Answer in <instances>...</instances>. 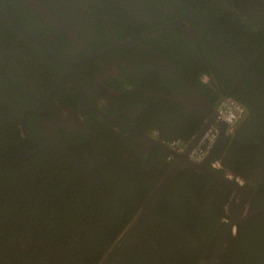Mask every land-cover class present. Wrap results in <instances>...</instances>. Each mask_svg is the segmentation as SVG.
I'll return each instance as SVG.
<instances>
[{
  "label": "flooded vegetation",
  "instance_id": "obj_1",
  "mask_svg": "<svg viewBox=\"0 0 264 264\" xmlns=\"http://www.w3.org/2000/svg\"><path fill=\"white\" fill-rule=\"evenodd\" d=\"M36 1L0 0V107L9 108L24 139L36 147L24 150L18 156L20 162L43 150L62 151L74 161L83 179L80 170L99 179L101 188H97L105 199L120 200L109 195L102 180L111 183L113 195L137 199L142 209L176 162L156 144L160 141L155 132L161 138L174 139L184 134L178 132L180 126L202 120L200 132L228 97L243 104L247 114L250 109L264 113V45L253 57L242 55L208 22L214 16V25L239 27L228 19L222 21L218 13L223 11L243 20L256 17L264 29V0ZM179 21L182 23H176ZM167 24H173V29L166 28ZM204 24L237 57L214 46ZM115 42L127 46L113 50ZM54 50L76 66H68ZM238 58L251 65L258 79L251 77ZM201 72L212 77L208 85L205 77L201 86L197 83ZM230 138L219 149L226 148L225 159L232 149ZM39 143L59 149L41 148ZM27 153L33 155L27 157ZM183 167L167 181L150 209L160 206L166 188ZM242 180L245 190L238 195L221 181L232 190L223 218L219 214L221 198H211L206 206L208 214L214 211L217 228L227 225L220 240L232 220L229 205L233 200L240 204L244 199L246 207L244 212L234 207L236 219L245 218L233 226L236 234L245 223H264L262 178L248 177V187ZM255 185L261 189L254 190ZM222 188L217 185L213 190L219 196Z\"/></svg>",
  "mask_w": 264,
  "mask_h": 264
},
{
  "label": "trees",
  "instance_id": "obj_2",
  "mask_svg": "<svg viewBox=\"0 0 264 264\" xmlns=\"http://www.w3.org/2000/svg\"><path fill=\"white\" fill-rule=\"evenodd\" d=\"M218 14L222 21L228 19L239 26L226 29L214 25V16H209L208 22L233 49L253 57L262 48L264 29L256 17L243 20L223 11ZM205 75L212 78L201 72L197 78L200 86ZM260 114L250 109L234 129V139L230 138V155L224 158L225 148L213 159L221 161V174L236 173L247 181L246 187L252 175L257 179L260 176L264 184V113ZM201 124L199 120L180 126L178 132L184 134L174 139L191 140ZM22 134L14 114L8 107H0V264L211 262L227 225L222 223L217 228L214 211L208 214L206 206L211 198H221L219 214L223 218L232 194L229 186L184 166L166 188L160 206L155 204L121 239L141 210L137 199L128 201L124 200L127 195H113L111 183L102 180L109 195L120 200L105 199L97 187L81 177L74 161L62 151L43 150L20 162L18 156L24 150L36 148ZM217 185L223 187L219 196L213 190ZM257 187L261 189L256 185L253 189ZM255 224L252 221L238 226L216 264H264V223Z\"/></svg>",
  "mask_w": 264,
  "mask_h": 264
},
{
  "label": "water",
  "instance_id": "obj_3",
  "mask_svg": "<svg viewBox=\"0 0 264 264\" xmlns=\"http://www.w3.org/2000/svg\"><path fill=\"white\" fill-rule=\"evenodd\" d=\"M34 4H37L38 2L36 0H31ZM98 4V7L101 11V6L100 4L97 2ZM1 12V11H0ZM102 12V11H101ZM46 15H49L48 12L46 13ZM51 16V15H50ZM102 16L104 18V21L105 23L107 24V27L108 29L110 30V26L104 16V14L102 13ZM197 19H199L197 16H196ZM176 23H182V21H179V22H176ZM173 24H167L166 25V28H170V29H173ZM205 28L209 31V40L210 42L216 46V47H224L225 49H227L228 51H230L235 57L236 54L230 49V47L218 36V34L213 30L211 29L208 25H205ZM148 34H146L145 36L143 37H139V39H142L144 37H147ZM29 38L31 39H36V40H39V41H43V42H46V39H42V38H37V37H32V36H28ZM138 40L136 39L135 41L133 42H137ZM127 46V43H117L115 42L114 43V46L112 47V49L114 50L115 48H124ZM54 52L56 53V55H58V57L65 61V63L70 66L71 68H73L74 66H76V63H68L66 60H64L55 50ZM239 61L249 70V73L251 75L252 78L256 79L257 76L256 74L252 71L251 69V65H247L244 63V61L241 59V58H238ZM258 79V78H257ZM161 96L162 98H167V99H171V100H179L178 98L176 97H172V96H168V95H159ZM216 121V114L206 123V125L200 130V132L196 135L195 139L192 141V143L190 144L189 148H188V151L184 154H178L174 151H172L171 149L163 146L160 142L159 143H156L161 149H163V151L165 152H168L171 156H173L175 159H176V162L175 163H172V166H173V169L172 171L166 176V179H165V182L159 187V189L157 191L154 192V194L151 196V198H149L145 203L144 205L142 206V209L140 211V213L138 214L136 220L134 221V223L126 230V232L124 233V235L121 237V239H123L127 234H129L130 232H132L134 230V228L140 223V221L143 219V217L145 216V214L148 212V210L150 209L151 205L157 200V197L158 195L160 194V192L162 191V189L164 188V186L167 184V181L170 180L174 175L175 173H177L178 170H180L181 166L183 167V165H186L188 167H191L193 169H197L203 173H206V174H209L225 183H227L228 185L232 186L233 189H235L236 191V194L238 195V193L240 191H243L245 189H243V187H241L238 183H236L235 181H232L228 178H226L225 176L221 175L220 173L212 170L210 167H209V163L210 161L213 159L215 153L219 150V149H222L225 144L227 143L228 139L234 135V133H230L228 134L227 133V130H228V127L225 123L223 122H219L218 125L220 127V138H219V141L218 143L216 144V146L214 147V149L211 151V153L208 155V157L206 158V160L201 163V164H196L194 162H192L189 158V153L190 151L198 144V142L200 141V139L202 138L203 134L208 130V128L210 126H212ZM25 129V128H24ZM25 134L26 136L29 138L28 134L26 133L25 131ZM41 145V148H44V147H48V148H55V149H59L57 147H49V145H46V144H43V143H39ZM33 153H27V157L29 156H32ZM80 169V168H79ZM81 171V174L82 176L88 180L89 182H91L92 184H94L96 187H99L101 188L100 186V181L99 179L93 175V174H89V173H86L84 172L83 170H80ZM103 193L105 194V191L103 190ZM236 195V196H237ZM236 199V198H235ZM234 207L235 208H239L241 210V212H244L246 210V207H245V200L243 199V201L238 204L236 203L235 200H233L230 205H229V210L231 212L232 210V214H231V221H230V224L228 226V229L225 233V235L222 237V239L220 240V242L218 243L216 249H215V252H214V256L211 260V262L209 264H216L217 260H218V257L220 256L223 248L225 247L226 245V242L231 234V230H232V227L233 226H237L241 221H243L244 219H236V216H234ZM120 239V240H121ZM110 255V254H109Z\"/></svg>",
  "mask_w": 264,
  "mask_h": 264
},
{
  "label": "built area",
  "instance_id": "obj_4",
  "mask_svg": "<svg viewBox=\"0 0 264 264\" xmlns=\"http://www.w3.org/2000/svg\"><path fill=\"white\" fill-rule=\"evenodd\" d=\"M245 115L246 109L240 103L230 98L223 100L217 109V117L215 123L210 126V128L205 132L195 148L190 151V160L196 164H201L205 161L219 139V122L225 123L228 126V132H231L234 130L237 124H239L245 118ZM154 137L161 140L163 145L179 154L186 153L191 144V141L193 140H163L160 139V135L157 132H155ZM209 166L212 170L217 172L224 170L220 160H212ZM225 176L226 178L235 181L240 186H243L245 184L239 176H236L231 172H227Z\"/></svg>",
  "mask_w": 264,
  "mask_h": 264
},
{
  "label": "clouds",
  "instance_id": "obj_5",
  "mask_svg": "<svg viewBox=\"0 0 264 264\" xmlns=\"http://www.w3.org/2000/svg\"><path fill=\"white\" fill-rule=\"evenodd\" d=\"M205 77H206V79H208V82H207V83H209L210 80H211L210 77H209L208 75H205ZM207 83H204V84L206 85ZM228 98H229V97H228ZM225 99H227V98H225ZM225 99H224V100H225ZM230 99H231V98H230ZM233 100H234V99H233ZM221 102H222V101H221ZM221 102H220V104H221ZM238 103H239V102H238ZM220 104H219V105H220ZM240 104H241V103H240ZM241 105L244 106L243 104H241ZM218 107H219V106H218ZM218 107H217V109H218ZM244 107H245V106H244ZM245 109H246V107H245ZM215 114H216V117H217V111H216ZM246 116H247V111H246V115H245V118H244V119H246ZM244 119H243V120H244ZM243 120H242V121H243ZM242 121H241L240 123H242ZM240 123H239V124H240ZM237 125H238V124H237ZM227 127H228V126H227ZM209 128H210V127H209ZM209 128H208V129H209ZM235 128H236V127H235ZM235 128H234V129H235ZM232 132L234 133V130L231 131V132H228V130H227V133H228V134H230V133H232ZM198 133H199V132H198ZM198 133H197V134H198ZM220 133H221V131H220ZM197 134H196V135H197ZM204 134H205V133H204ZM204 134H203V135H204ZM196 135L192 138L193 140L195 139ZM219 138H220V135H219ZM160 139H163V140H182V139H164V138H161V137H160ZM192 139H191V140H192ZM191 140H189V141H191ZM193 140H192V141H193ZM159 141H160V143L162 144L161 140H159ZM183 141H185V140H183ZM192 141H191V143H192ZM218 141H219V139H218ZM218 141H217V143H218ZM217 143H216V144H217ZM162 145H163V144H162ZM163 146H165V145H163ZM215 146H216V145H215ZM215 146H214V147H215ZM165 147H167V146H165ZM167 148H168V147H167ZM194 148H195V147H194ZM213 149H214V148H213ZM210 153H211V152H210ZM216 153H217V152H216ZM216 153H215V154H216ZM178 154H179V153H178ZM214 156H215V155H214ZM213 159H214V157H213ZM213 159H212V160H213ZM205 160H206V159H205ZM212 160H211V161H212ZM211 161H210V162H211ZM209 164H210V163H209ZM209 167H210V166H209ZM216 172H217V171H216ZM227 172H230V171H227ZM218 173H220V172H218ZM231 173H233V172H231ZM220 174H221V173H220ZM233 174H234V173H233ZM222 175H223V174H222ZM225 175H226V174H224L223 176H225ZM234 175H236V174H234ZM236 176H237V175H236ZM225 177H226V176H225ZM241 187H242V186H241ZM231 234H232V235H236V227H232ZM217 261H218V260H217Z\"/></svg>",
  "mask_w": 264,
  "mask_h": 264
},
{
  "label": "bare ground",
  "instance_id": "obj_6",
  "mask_svg": "<svg viewBox=\"0 0 264 264\" xmlns=\"http://www.w3.org/2000/svg\"><path fill=\"white\" fill-rule=\"evenodd\" d=\"M207 82H208V81H207ZM207 82H206V83H207ZM206 85H208V83H207Z\"/></svg>",
  "mask_w": 264,
  "mask_h": 264
}]
</instances>
